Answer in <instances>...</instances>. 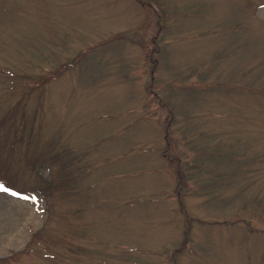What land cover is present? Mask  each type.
I'll return each mask as SVG.
<instances>
[{
	"label": "rangeland",
	"instance_id": "1",
	"mask_svg": "<svg viewBox=\"0 0 264 264\" xmlns=\"http://www.w3.org/2000/svg\"><path fill=\"white\" fill-rule=\"evenodd\" d=\"M0 178V264H264V0H0Z\"/></svg>",
	"mask_w": 264,
	"mask_h": 264
},
{
	"label": "trees",
	"instance_id": "2",
	"mask_svg": "<svg viewBox=\"0 0 264 264\" xmlns=\"http://www.w3.org/2000/svg\"><path fill=\"white\" fill-rule=\"evenodd\" d=\"M63 165L66 164V161L63 160L62 161ZM39 171V169H38ZM40 173V171H39ZM63 173V172H62ZM61 173V176H62ZM41 176H39L40 178ZM42 178H41V183L42 182ZM42 185H36L35 187L29 188V189H25V190H20L18 188H16V186L13 183H10L9 181H7L6 179L0 178V191H6V192H10V193H15L19 196H25V194L30 193L34 196H42L44 197L46 194L49 193L50 189H51V183H47V185L43 186ZM38 233L37 231H34L33 234ZM186 241V240H185ZM184 242V240H183ZM185 245L184 243H182V246ZM4 258H0V261H3Z\"/></svg>",
	"mask_w": 264,
	"mask_h": 264
}]
</instances>
